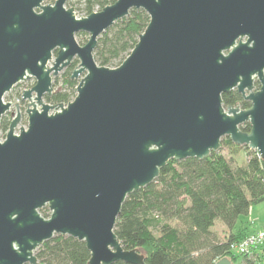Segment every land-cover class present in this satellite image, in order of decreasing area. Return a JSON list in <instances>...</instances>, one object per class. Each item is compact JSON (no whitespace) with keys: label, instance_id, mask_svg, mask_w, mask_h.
<instances>
[{"label":"water","instance_id":"95a60500","mask_svg":"<svg viewBox=\"0 0 264 264\" xmlns=\"http://www.w3.org/2000/svg\"><path fill=\"white\" fill-rule=\"evenodd\" d=\"M43 1L0 0V119L5 93L35 78L21 92L27 127L15 132L14 103L0 140V264H39L35 250L56 234L84 241L88 264H145L114 232L129 193L224 136L264 158V0H115L79 17L67 0ZM132 8L148 14L145 29L118 66L99 65L97 38ZM75 58L74 98L44 102ZM233 88L248 108L223 106Z\"/></svg>","mask_w":264,"mask_h":264},{"label":"trees","instance_id":"16d2710c","mask_svg":"<svg viewBox=\"0 0 264 264\" xmlns=\"http://www.w3.org/2000/svg\"><path fill=\"white\" fill-rule=\"evenodd\" d=\"M114 1L83 0L84 15ZM148 21L143 9H130L128 15L99 35L93 51L95 61L108 67L118 66ZM80 34L85 33H77ZM77 63L74 59L64 73V90L45 95L47 102L67 103L75 96L77 80L71 74ZM222 100L225 106H250L235 90L222 93ZM9 122L7 115L1 117V132L7 131ZM239 127L249 131L250 124L244 122ZM224 148L231 154L240 149L250 153L244 164L235 166L221 150L203 159H169L151 183L129 193L114 227L122 246L137 249L145 264H214L224 256L233 264H256L233 253L230 243L254 231L239 217L248 215L253 203L264 200V158L256 150L234 144L228 136L221 138V149ZM47 211V207L40 209L44 217L49 216ZM216 221L225 226L224 238L218 239L211 229ZM35 255L39 264H88L90 257L84 241L61 234L44 241Z\"/></svg>","mask_w":264,"mask_h":264},{"label":"rangeland","instance_id":"374dc122","mask_svg":"<svg viewBox=\"0 0 264 264\" xmlns=\"http://www.w3.org/2000/svg\"><path fill=\"white\" fill-rule=\"evenodd\" d=\"M54 1L55 0H44L43 3L52 4ZM65 6L66 7H73L74 12H75L77 17L86 16V15H84V2H83V0H67L66 3H65ZM96 8L97 7H95V9ZM95 11H97V10H95ZM87 38H88V33L80 34V35L76 34V40L80 44L85 43ZM73 61H74V59L72 60V62ZM72 62L70 63L69 66H71ZM51 63L52 62L50 61L48 63V65H51ZM77 64H76V66H77ZM69 66L63 68L61 71H59V73L56 76H54L52 78L53 92L60 91V90L63 91L64 90L65 84L63 82V80H64L63 77H64V73H65L66 69ZM82 75H83V73L80 74L78 78H76L77 82L79 81V79H80V77ZM32 82H33L32 79L31 80H22V81L18 82L17 84H15L11 88L10 91L6 92L4 97H3L4 101H10L12 103L11 104V110H13V112H14L13 115H11V113L9 111L6 114L10 118V120L16 114V108H15V104L14 103H18L19 104V110L21 112L22 118H21L19 124L17 125V127L15 128V132H18L19 128L21 126L24 127V128L27 127V117H26V114H24V112H25V108H26V106L28 104V101L27 100L21 101V92L23 91V89L30 88L32 86ZM44 102H47L46 99H44ZM47 103H50V102H47ZM50 104H53V103H50ZM50 111H52V110H50ZM6 132L7 131H5V132H1L0 131V140L1 141L5 138ZM219 150H221V152L232 163L233 166L244 164V162L246 161V159H247V157H248V155L250 153L249 152L250 150L248 151L247 149H240V150H238L235 153L233 152L232 154L229 153V151L227 149H225V148L224 149L220 148ZM47 212L50 213L49 210ZM240 220L242 222H245V223L248 222L249 223V225H248L249 228H262V227H264L262 225V224H264V201L253 203L252 207H251V209L249 211V214L239 217V221ZM251 220L253 221V223H251ZM239 221L237 222V225H238L237 227L240 226ZM223 225L224 224H222V222L218 221L211 228L218 239L224 238L225 237L224 235L227 233L226 230H225V227H223Z\"/></svg>","mask_w":264,"mask_h":264},{"label":"built area","instance_id":"2783aa9c","mask_svg":"<svg viewBox=\"0 0 264 264\" xmlns=\"http://www.w3.org/2000/svg\"><path fill=\"white\" fill-rule=\"evenodd\" d=\"M230 250L252 259L256 264H264V227L248 233L238 241H232Z\"/></svg>","mask_w":264,"mask_h":264},{"label":"flooded vegetation","instance_id":"af4514ba","mask_svg":"<svg viewBox=\"0 0 264 264\" xmlns=\"http://www.w3.org/2000/svg\"><path fill=\"white\" fill-rule=\"evenodd\" d=\"M50 62V61H49ZM48 62V63H49ZM48 65V64H47ZM49 66V65H48ZM33 80V82H32V85L35 83V78L34 77H30V78H28V79H25V80ZM259 88V81L257 80V79H255L254 80V89L256 90V89H258ZM231 90H235L236 92H238L237 90H236V88H233V89H231ZM239 93V92H238ZM240 94V93H239ZM240 96H241V94H240ZM242 97V96H241ZM43 99H45V96H44V98ZM242 99L243 100H245L243 97H242ZM21 101H23V100H21ZM245 101H249V100H245ZM249 103H250V101H249ZM223 106L224 107H226L225 105H224V103H223ZM228 106V105H227ZM234 106V105H233ZM235 106H237V107H239L240 109H245V108H243L242 106H241V104H238V105H235ZM27 107V106H26ZM248 108V107H247ZM26 109V108H25ZM10 113H11V115H13V110H11V107H10V109L8 110ZM7 111V112H8ZM24 114H25V112H24ZM4 115H6V114H4ZM21 118H22V115H21ZM12 119V118H11ZM9 120H10V118H9Z\"/></svg>","mask_w":264,"mask_h":264},{"label":"crops","instance_id":"0c3cea01","mask_svg":"<svg viewBox=\"0 0 264 264\" xmlns=\"http://www.w3.org/2000/svg\"><path fill=\"white\" fill-rule=\"evenodd\" d=\"M264 201V200H263ZM251 209V208H250ZM218 221H216L215 222V224L217 223ZM251 223H253V221L251 220ZM263 226H264V224H262ZM223 227H225L224 225H223ZM250 229H252V230H256V229H259V228H250Z\"/></svg>","mask_w":264,"mask_h":264}]
</instances>
